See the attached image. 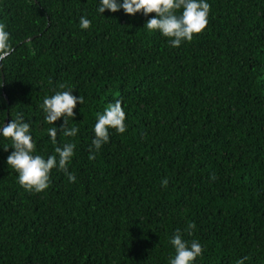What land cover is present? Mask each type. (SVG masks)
<instances>
[{
	"label": "trees",
	"instance_id": "obj_1",
	"mask_svg": "<svg viewBox=\"0 0 264 264\" xmlns=\"http://www.w3.org/2000/svg\"><path fill=\"white\" fill-rule=\"evenodd\" d=\"M206 2L207 27L174 48L147 30L154 13L0 0L14 49L0 62V130L20 113L35 154L76 145V182L53 169L29 192L0 135V264H169L177 229L202 245L192 264H264V0ZM68 88L84 98L67 125L79 131L63 136L59 119L54 145L40 105ZM116 100L127 131L110 129L89 159L96 114Z\"/></svg>",
	"mask_w": 264,
	"mask_h": 264
},
{
	"label": "clouds",
	"instance_id": "obj_2",
	"mask_svg": "<svg viewBox=\"0 0 264 264\" xmlns=\"http://www.w3.org/2000/svg\"><path fill=\"white\" fill-rule=\"evenodd\" d=\"M115 13L123 9L127 15L143 13L144 16L154 15L147 20L145 26L149 32L159 31L168 38L170 46L178 48L184 42H191L195 35L201 34L208 25L210 5L206 0H99L97 12L102 14L105 10ZM81 29H89L91 21L82 16L79 21ZM6 26L0 23V62L7 59L14 51L10 43V33L5 30ZM2 66V65H0ZM64 88V85L60 86ZM73 89L58 91L50 97H45L41 109L45 113V120L52 127L48 128V136L51 142L57 143L58 129L53 126L54 122L63 118L59 128L65 137H75L79 131L77 127L69 128V120H74L76 105L83 104V96L72 95ZM97 121L94 125V139L92 148L89 149V159H94V153L99 151L102 145L109 142V130L114 129L123 134L127 131L125 124L126 113L122 102L116 100L109 104L103 114L97 113ZM31 133L30 124L24 122L23 116L17 113L15 119H11L0 130V135L12 141L13 151L7 156V164L18 174V182L26 191L42 192L50 186V173L53 169L62 171L71 183L76 182V176L69 172L68 167L75 155V143L67 142L55 147L56 155L35 154L36 146ZM5 151L8 147L4 148ZM167 179L161 181V187L167 186ZM196 225L189 223L188 235H192ZM170 243L174 248V258H170L169 264H192L203 253L202 245L197 240L190 243L184 239L180 229H177L171 237ZM247 257L237 261L244 264Z\"/></svg>",
	"mask_w": 264,
	"mask_h": 264
},
{
	"label": "water",
	"instance_id": "obj_3",
	"mask_svg": "<svg viewBox=\"0 0 264 264\" xmlns=\"http://www.w3.org/2000/svg\"><path fill=\"white\" fill-rule=\"evenodd\" d=\"M5 122H7V120Z\"/></svg>",
	"mask_w": 264,
	"mask_h": 264
}]
</instances>
